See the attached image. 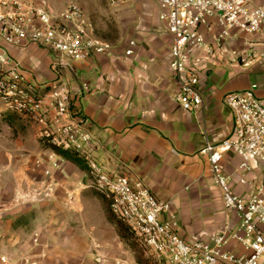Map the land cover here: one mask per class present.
<instances>
[{
    "label": "crops",
    "instance_id": "1",
    "mask_svg": "<svg viewBox=\"0 0 264 264\" xmlns=\"http://www.w3.org/2000/svg\"><path fill=\"white\" fill-rule=\"evenodd\" d=\"M150 2L126 0L117 6L140 7L131 12L136 15L131 55L124 54L127 42L85 61L68 60L60 73H54L51 53L38 44L9 45L7 51L21 62L25 79L40 89L60 78L73 91L72 106L94 136L92 155L100 164L131 180L142 179L158 197L171 200L184 238H204L226 223L233 226L236 217L224 209L201 149L205 137L218 142L231 134L233 116L223 104V95L252 82L263 87L264 58L241 63L231 51L242 47L245 36L228 39L199 64L202 107L184 110L168 67L171 36L156 11L150 10ZM216 30L213 25L205 32L208 42ZM83 82L90 90L77 93ZM5 114L11 116L0 113V117ZM28 123L11 133L12 118L0 119L4 131L0 134V256L6 255L8 264H22L24 259L45 264H133L123 260L130 252L108 218L106 200L87 186L86 165L81 168L62 157L59 167L50 166L52 175L46 177L34 160H45L48 151L37 138L38 126ZM222 163L232 189L247 193L249 188L237 183L239 157L228 152ZM251 165L261 175L262 165L253 159ZM23 185L40 191L51 188L50 196L16 202L12 193ZM92 209L105 221L97 232L88 227Z\"/></svg>",
    "mask_w": 264,
    "mask_h": 264
},
{
    "label": "built area",
    "instance_id": "2",
    "mask_svg": "<svg viewBox=\"0 0 264 264\" xmlns=\"http://www.w3.org/2000/svg\"><path fill=\"white\" fill-rule=\"evenodd\" d=\"M126 0H105L117 7ZM158 18L171 36L168 67L177 82L176 99L184 110L202 107L198 67L215 48L231 38L244 35L241 48L231 54L247 64L264 58V3L257 0H158ZM215 25L216 33L208 42L205 32ZM38 44L57 58L50 68L60 73L66 60L85 61L94 54L111 51V45L92 33V24L77 0L52 9L47 0H0V113H11L38 126L37 138L47 149L46 159L37 158L35 167L51 177L50 166L62 160L52 147L74 152L87 168L92 190L107 202L111 214L137 236L161 264H264V86L252 82L245 88L227 91L223 104L233 116L229 136L218 142L205 137L201 152L207 156L214 184L220 189L225 210L236 223L204 238H184L179 232L170 199L154 194L140 178L100 164L92 155L94 136L80 112L72 106L73 91L60 78L46 90L25 79L21 62L12 57L7 46ZM130 39L125 55L134 52ZM90 90L87 83L77 93ZM228 152L239 157L238 184L247 193H236L224 171L222 159ZM263 168L258 180L247 173L251 161ZM51 188L18 187V200L42 201ZM36 240V239H34ZM237 246L241 251L235 250ZM0 264H8L6 255ZM22 264H45L24 259Z\"/></svg>",
    "mask_w": 264,
    "mask_h": 264
},
{
    "label": "rangeland",
    "instance_id": "3",
    "mask_svg": "<svg viewBox=\"0 0 264 264\" xmlns=\"http://www.w3.org/2000/svg\"><path fill=\"white\" fill-rule=\"evenodd\" d=\"M70 0H47L48 5L52 9H58L65 5ZM80 5L83 7L86 16L89 18L91 24H92V33L97 38L104 40L108 42L111 45V48L115 45L124 44L127 43L128 40L131 38H134V30L132 29L133 25H135L136 22V15H131V12L136 13L138 10H140V7L137 3H133L132 5H126L124 8L122 7H112L109 6L105 0H77ZM151 7L150 10L152 12L158 15L159 8L157 7L156 0H151ZM125 9V11H124ZM158 9V12H157ZM142 11V10H141ZM124 12V13H123ZM134 36V37H133ZM52 59H56L57 57L54 54H50ZM68 61L67 59H65ZM5 114L0 117V119H7L12 118V121L15 123L14 126L10 128V132L14 133L17 129L25 128L29 123L24 118H21L17 115L11 114ZM4 131L0 127V134H2ZM255 162L253 161V164ZM34 166H35V160H34ZM255 169L256 164L254 165ZM259 171L263 172V168H260ZM247 176L249 178H253L256 181L258 180L259 173L252 170L251 172H248ZM32 187L28 185H23L22 187ZM13 199L14 201H21L18 200V192L17 187H15L13 191ZM108 218L114 225L115 229H117L118 234L120 236L121 241L123 242V247L127 250V252H130V255L126 253V257L123 260H131L133 264H161V261H158L155 256H153L149 250L146 248V246L143 244V242L134 234H132L127 226L120 222L118 219L113 217L111 214L108 215ZM105 226L104 217L99 215L98 212L95 211V209H92L91 211V219L89 221L88 227L91 231L97 232L100 231L101 227ZM197 237H202L198 235ZM195 237V238H197ZM135 262V263H134Z\"/></svg>",
    "mask_w": 264,
    "mask_h": 264
},
{
    "label": "trees",
    "instance_id": "4",
    "mask_svg": "<svg viewBox=\"0 0 264 264\" xmlns=\"http://www.w3.org/2000/svg\"><path fill=\"white\" fill-rule=\"evenodd\" d=\"M52 149L59 155L63 156V158H65L66 160H69L75 164H77L78 166H80L81 168H85V162L84 160L77 156L74 152L69 151V150H63L59 147H52ZM120 221V220H119ZM122 222V221H120ZM123 223V222H122ZM124 224V223H123Z\"/></svg>",
    "mask_w": 264,
    "mask_h": 264
}]
</instances>
